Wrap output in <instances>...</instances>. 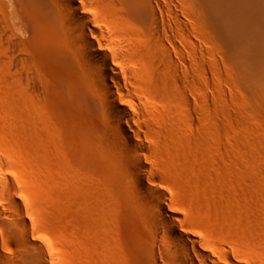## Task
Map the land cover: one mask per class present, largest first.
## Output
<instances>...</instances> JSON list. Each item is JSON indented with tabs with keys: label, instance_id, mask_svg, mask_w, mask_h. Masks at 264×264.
<instances>
[{
	"label": "rangeland",
	"instance_id": "rangeland-1",
	"mask_svg": "<svg viewBox=\"0 0 264 264\" xmlns=\"http://www.w3.org/2000/svg\"><path fill=\"white\" fill-rule=\"evenodd\" d=\"M18 1L0 0V99L7 98L2 107L6 103L3 111L9 113L5 121L0 118V155L8 163L3 169L7 189L19 197L18 214L25 224L15 216L9 220L12 227L0 223V264L19 262L26 236L47 240L50 264H149L150 215L142 209L148 197L137 186L139 170L105 138L88 84L79 93L70 88L80 98L76 106L67 102L57 61L72 56L61 34H54L48 48V43L30 40L32 26L29 37L13 31L19 23L30 24L25 2ZM159 1L168 6L164 14L157 10L161 23L163 16L173 20L165 29L175 68L167 67L174 77L168 87L143 85L147 93L159 92L154 99L143 98L149 126L143 136L149 164L145 175L170 198L172 209L199 221L206 234L217 230L252 264H264V112L242 86L236 61L228 58L217 0ZM134 26L148 34L147 24Z\"/></svg>",
	"mask_w": 264,
	"mask_h": 264
},
{
	"label": "bare ground",
	"instance_id": "bare-ground-1",
	"mask_svg": "<svg viewBox=\"0 0 264 264\" xmlns=\"http://www.w3.org/2000/svg\"><path fill=\"white\" fill-rule=\"evenodd\" d=\"M9 1L11 2L12 0ZM168 1L171 2V0ZM18 2H25L27 5H23V10L30 24L19 23L15 25L16 28L14 27V29L12 28L13 26L10 27L13 31H17L16 33H18V36L21 34L23 37H26L29 33V27L32 26L33 32L31 34L33 35L30 40L36 44L40 42L48 43L45 47L53 45L50 42L55 33L61 34L62 38H60L64 39L67 43L72 56L70 61L64 58L59 59L60 56L58 58L59 62L57 61L59 69L64 73L65 77L64 83L67 86L66 93L70 98L67 102L69 105L72 104L76 106L80 98L77 99L78 97L76 98L74 95L80 92L78 91L80 90L79 87L83 88L88 84L97 101L92 107L105 126V138L108 139V141L115 142L116 148L125 152L128 156L127 159L129 160V164L139 170L135 175L136 183L140 192L148 197V199L143 201L142 209L150 215V219L148 218V224L151 230V245L150 250L148 249V256L150 257L149 264L253 263L251 258L248 259L250 260L248 261L246 259L247 257L245 258L240 251H234L233 248L224 241V238L217 230H214L215 232L210 230L213 234H206L204 232L206 231L204 225L199 221H196L193 217L182 215L178 211L172 209L170 207V198L162 191L152 187L145 175V172L149 169V164L145 156L148 151L143 143V136L146 135L149 126L143 115V109H148L143 102V98L154 99L158 97L159 92L155 90L147 93L143 89V85L146 84L154 87H159V85H161L163 87H168L174 80L173 74L167 70L169 65L171 68H175V61L173 60L170 47L166 42L168 34L165 29L166 26L172 25L173 20L169 16H163L162 20H164V24L161 23V18L157 11L159 10L160 14H164V11L168 9L167 3L164 2V4H162L159 0H49V4L46 0H38V2L34 4L26 3L28 2L26 0H20ZM215 2L216 6L218 5V8H220L221 27L223 29V39L228 58L232 61H236L235 64H237L242 86L246 89L249 88L248 90L252 93L253 101L261 111L264 112V0H217ZM12 17H8L10 21H12ZM136 23L142 25L143 23L147 24L148 34H143V31L137 29L134 26ZM22 36L21 40H23ZM33 42L32 45L34 44ZM29 45L31 46V44ZM39 48L41 47L39 46ZM48 48H46V50ZM58 55L57 53V57ZM5 72L7 73L8 71L5 70ZM1 73L3 75V72ZM15 75L13 77H15ZM17 76L19 78V75ZM20 80L18 79L17 81ZM12 81H14V79ZM20 83L21 82H19V84ZM8 84L12 85V82ZM15 84H17V82ZM27 87L28 86H26V89ZM17 88L16 90H19V87ZM70 88L74 89L76 93L72 92ZM187 88L189 90V87ZM1 90L0 88V91ZM60 90L61 89L58 91L62 94V90ZM184 91L187 93L186 87ZM2 93L4 95V92ZM17 93L18 92L15 94ZM87 98H89V96ZM183 99H187L186 95L183 96ZM2 102L0 99V118L4 120L3 118L6 114L9 115V113L5 114V111H3V108H6V103L4 104L5 106L3 105L4 107H2V104L6 101ZM172 107L176 109V107ZM19 108H21V106ZM174 110L172 111V109H170L169 112L172 111V113L175 114ZM60 111L63 112V109ZM18 113L20 114V112ZM178 113L179 111H177V116L179 115ZM79 119H81V116ZM12 120L13 119H11V121ZM72 120H74L73 117ZM20 122L21 121H19V123ZM1 123L3 124V122ZM246 148L245 146L242 149ZM249 154L252 153L249 152ZM250 157H252V155L249 156L247 160H249ZM247 160L246 164H248ZM237 161L239 160L237 159ZM250 161L251 160H249V162ZM253 162L252 164H255V161ZM259 164L261 166V163ZM5 168H8V163L4 161L0 155V223L7 227H12L14 224L9 220L15 216L19 222L25 224V219L18 214L20 205L19 197L17 194L11 193L7 189L9 185L8 178L3 172ZM249 170L248 168V171H246L247 178L248 174L249 176L251 175ZM251 170L253 173L254 168H252V166ZM239 171L236 170L235 172L237 173ZM239 179L236 178L237 181ZM249 181L251 182L253 180L250 179ZM228 183L230 184L231 182ZM235 184H237L236 181ZM242 184H239V186ZM252 185H254V183ZM91 192H93V190ZM58 194L60 197L62 193L58 192ZM51 197L54 199L52 194ZM56 197H58V195ZM80 202V204H82V202L85 201L81 200ZM219 217L215 218L216 221H222ZM32 227L33 226L30 227V230H32ZM43 241L44 242L37 240L34 236H26L22 243L25 250L16 256L17 259H15L19 260V262L16 263L50 264L49 259L52 257V247L49 246L47 240ZM4 259L9 258L4 257Z\"/></svg>",
	"mask_w": 264,
	"mask_h": 264
}]
</instances>
